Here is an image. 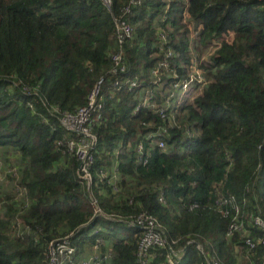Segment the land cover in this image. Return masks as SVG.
<instances>
[{
    "label": "trees",
    "instance_id": "obj_1",
    "mask_svg": "<svg viewBox=\"0 0 264 264\" xmlns=\"http://www.w3.org/2000/svg\"><path fill=\"white\" fill-rule=\"evenodd\" d=\"M129 1L0 0V264H47L66 236L76 260L99 240L101 264H259L264 231L247 216L264 218V0H140L113 72L114 17ZM193 66L205 86L167 100ZM100 79L88 188L60 118ZM146 95L154 107L141 106ZM142 212L167 240L143 260L141 228L125 221Z\"/></svg>",
    "mask_w": 264,
    "mask_h": 264
},
{
    "label": "built area",
    "instance_id": "obj_2",
    "mask_svg": "<svg viewBox=\"0 0 264 264\" xmlns=\"http://www.w3.org/2000/svg\"><path fill=\"white\" fill-rule=\"evenodd\" d=\"M102 4L110 9L112 5V0H100ZM140 0H130L129 4L125 6L122 10V14L114 17L115 24V36L118 43L117 52L111 54V59L113 62L114 68L111 71L115 72L117 67L121 64V48L124 42L129 40L132 37L133 27L128 19L125 17L126 14L131 12L132 6L139 5ZM161 39L165 40L164 35H161ZM170 54L166 53V57ZM168 65L163 62H159L155 68L151 71L152 79L154 84L157 85L160 83V70L167 69ZM194 70L189 75L188 78L182 80H174L170 83L169 88L166 92V95H169L167 100L171 97L179 98H188L195 87L201 88L205 86V79L201 75L200 70L193 66ZM123 66L120 67V70H123ZM103 81L100 79L98 83L90 91L87 102L84 106L79 107L74 112H69L63 114L60 118L62 126L72 134L74 137L70 138L67 141V147L72 151L80 161L79 167V177L85 182L86 187L90 188L92 183L91 176V167L93 164V153L92 150L97 141V136L93 130L96 122L100 118V95H101V85ZM130 87H135L137 85L136 81H130ZM119 82H115L114 86H118ZM143 104L141 106L154 107L155 104L152 103L150 96L146 95L143 98ZM148 101V104L145 102ZM140 105L136 107V110ZM157 107V106H156ZM168 108L164 105H161L157 109V113L161 119L165 118L166 110ZM165 130L157 129L155 132H151L148 136L149 139L155 140L160 136ZM159 146H163L162 141H158ZM138 151H142V145H138ZM95 204V200L92 201ZM222 203V202H221ZM94 212L96 215L101 214V210L98 206L95 207ZM227 213V212H226ZM247 220H249L252 225L257 226L264 231V218L259 215H248ZM126 222L130 225L138 226L141 228L142 236L138 244V257L144 259L147 256L149 248L152 246L164 247L167 244V240L163 233L162 228L160 227L156 218L150 213L142 212L134 218L128 219ZM243 224L238 222H233L230 226V232L242 230ZM246 244L250 247H254V241L250 238L245 240ZM264 242V240H263ZM100 241L94 245V248L98 247ZM74 247L71 246L68 237H63L56 240L50 245L49 255L47 258V264H101L102 259L99 254L93 252L90 256L85 259L76 260L74 258ZM176 254V253H173ZM169 262L172 263L171 259ZM146 263V261H145ZM206 264H221L218 260L207 259ZM259 264H264V255Z\"/></svg>",
    "mask_w": 264,
    "mask_h": 264
},
{
    "label": "rangeland",
    "instance_id": "obj_3",
    "mask_svg": "<svg viewBox=\"0 0 264 264\" xmlns=\"http://www.w3.org/2000/svg\"><path fill=\"white\" fill-rule=\"evenodd\" d=\"M193 34V37L195 36V33L194 31L192 32ZM223 38H224V41L225 40H231L232 38V35L231 33H226L225 35H223ZM217 42L214 40L212 43L208 44L204 50H202V52L200 53V60L204 61L205 65L207 64V62L209 61V56L212 54L215 53L216 51V47H217ZM161 50V49H160ZM142 104H143V101H142ZM145 104H148V101L145 102ZM95 248L92 249V251H89L88 254H86V256L84 257L87 258L88 256H90L92 253H93V250ZM88 252V250H87Z\"/></svg>",
    "mask_w": 264,
    "mask_h": 264
},
{
    "label": "clouds",
    "instance_id": "obj_4",
    "mask_svg": "<svg viewBox=\"0 0 264 264\" xmlns=\"http://www.w3.org/2000/svg\"><path fill=\"white\" fill-rule=\"evenodd\" d=\"M196 88H197V87H196ZM167 90H168V88H167ZM167 90L165 91V94H166ZM193 92H194V90L192 91V93H193ZM192 93H191V94H192ZM191 94H190V95H191ZM189 97H190V96H189ZM129 219H130V218H129ZM125 221H127V220H125ZM97 241H98V240H97ZM93 248H94V247H93ZM96 249H97V248H95V249L93 250V252H95ZM85 256H86V255H85ZM85 256H84V257H85ZM84 257H83L82 259H84ZM77 260H79V259H77Z\"/></svg>",
    "mask_w": 264,
    "mask_h": 264
}]
</instances>
